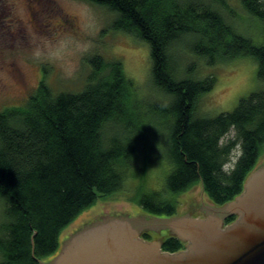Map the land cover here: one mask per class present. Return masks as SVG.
<instances>
[{
	"label": "trees",
	"instance_id": "16d2710c",
	"mask_svg": "<svg viewBox=\"0 0 264 264\" xmlns=\"http://www.w3.org/2000/svg\"><path fill=\"white\" fill-rule=\"evenodd\" d=\"M86 1L115 15L114 30L150 45L152 82L168 99L157 114L171 128L173 170L165 193L201 184L216 206L236 199L264 151V90L241 99L232 112L198 118V101L213 90L216 77H179L173 51L182 48L208 64L249 55L264 81V45L241 35L215 8L223 0ZM242 3L264 24V0ZM88 63L92 69L81 91L54 93L42 81L22 106L0 112V264L51 261L63 232L100 197L122 191L124 173L138 158L146 123L136 114L122 62L96 55ZM238 146L240 155L227 168ZM164 194L140 193L135 201L153 216L173 217L177 205ZM185 247L173 234L162 244L167 252Z\"/></svg>",
	"mask_w": 264,
	"mask_h": 264
},
{
	"label": "rangeland",
	"instance_id": "374dc122",
	"mask_svg": "<svg viewBox=\"0 0 264 264\" xmlns=\"http://www.w3.org/2000/svg\"><path fill=\"white\" fill-rule=\"evenodd\" d=\"M242 1L223 0L214 6L241 35L262 46L264 24L245 10ZM114 18L107 9L86 0H0V112L22 106L42 81L54 93L81 91L92 69L89 59L96 55L108 62L121 61L127 79L132 82L136 114L144 118L146 127L138 158L124 173L123 190L100 197L95 205L129 203L145 212L136 203V196L155 191L164 194L173 170L169 158L171 128L157 114L168 99L152 82L150 45L132 34L114 30ZM173 55L179 77H216L213 90L198 101V118L232 112L241 99L264 90L258 63L252 56L208 64L182 48L175 49ZM232 136L233 133L225 141ZM239 155L238 146L227 168ZM259 164H264V151L255 170ZM200 186L178 195L164 194L176 203L175 216L180 215ZM4 213L5 204L0 200V230Z\"/></svg>",
	"mask_w": 264,
	"mask_h": 264
},
{
	"label": "water",
	"instance_id": "95a60500",
	"mask_svg": "<svg viewBox=\"0 0 264 264\" xmlns=\"http://www.w3.org/2000/svg\"><path fill=\"white\" fill-rule=\"evenodd\" d=\"M233 215L236 220L225 224ZM159 228L164 231L151 234L152 241L141 236ZM168 229L185 249H162ZM62 242L60 253L44 264H264V164L224 207L214 205L202 185L179 216H153L129 203H99L63 232Z\"/></svg>",
	"mask_w": 264,
	"mask_h": 264
},
{
	"label": "flooded vegetation",
	"instance_id": "af4514ba",
	"mask_svg": "<svg viewBox=\"0 0 264 264\" xmlns=\"http://www.w3.org/2000/svg\"><path fill=\"white\" fill-rule=\"evenodd\" d=\"M159 219H160V218H159ZM160 220H161V221H164L163 219H160ZM95 223H97V222H95ZM160 228H161V227H160ZM160 228H159V229H152V230H154V232H151V233H150V232H147V231H143V232H141V236L143 235V233H150V234H152V235L155 234V235L159 236V235H158V232H163V231H164V229H160ZM163 228H164V227H163ZM168 230L171 232L170 235H172V234L174 235V232H173L171 229H168ZM146 240H147V239H146ZM164 240H165V239L160 240V241H161L160 243L163 244ZM67 241H69V240H67ZM67 241H65L64 244H65ZM148 241H152V240H148ZM62 247H63V245H62ZM61 250H62V248H61ZM59 253H60V252H59ZM56 256H57V255H56ZM56 256H55V257H56ZM55 257H54V258H55ZM54 258H53V259H54ZM51 261H52V260H51Z\"/></svg>",
	"mask_w": 264,
	"mask_h": 264
}]
</instances>
